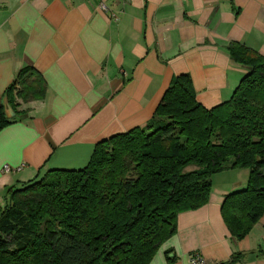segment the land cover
Listing matches in <instances>:
<instances>
[{
	"label": "crops",
	"instance_id": "1",
	"mask_svg": "<svg viewBox=\"0 0 264 264\" xmlns=\"http://www.w3.org/2000/svg\"><path fill=\"white\" fill-rule=\"evenodd\" d=\"M230 43L264 58V0H0V107L25 66L46 86L42 100L18 106L25 114L0 130V211L10 188L83 169L99 142L144 126L180 75L203 107L228 100L246 72ZM239 186L212 183L208 203L177 216L176 233L149 264H190L192 253L206 264L234 253H246L235 264H264V213L239 241L221 216Z\"/></svg>",
	"mask_w": 264,
	"mask_h": 264
},
{
	"label": "trees",
	"instance_id": "2",
	"mask_svg": "<svg viewBox=\"0 0 264 264\" xmlns=\"http://www.w3.org/2000/svg\"><path fill=\"white\" fill-rule=\"evenodd\" d=\"M227 50L246 70L228 100L203 107L180 75L144 126L99 142L83 169L10 188L0 264H149L176 233L177 216L208 203L211 177L236 169L248 170L246 186L227 194L220 212L231 238L244 239L264 213V58L239 43ZM45 91L35 68H21L5 92L15 116L1 106L0 130Z\"/></svg>",
	"mask_w": 264,
	"mask_h": 264
},
{
	"label": "rangeland",
	"instance_id": "3",
	"mask_svg": "<svg viewBox=\"0 0 264 264\" xmlns=\"http://www.w3.org/2000/svg\"><path fill=\"white\" fill-rule=\"evenodd\" d=\"M243 76V75H242ZM248 179V170L247 169H236L233 171H226L222 173H216L211 177L213 187H225L228 190L232 187L236 182H240L238 188L235 190H240L245 188L246 182ZM233 189V188H232Z\"/></svg>",
	"mask_w": 264,
	"mask_h": 264
},
{
	"label": "built area",
	"instance_id": "4",
	"mask_svg": "<svg viewBox=\"0 0 264 264\" xmlns=\"http://www.w3.org/2000/svg\"><path fill=\"white\" fill-rule=\"evenodd\" d=\"M101 8L103 10H106L104 5H101ZM9 167L8 166H4L2 171L4 173L9 172ZM18 170V169H17ZM190 264H206L205 260L198 254V253H192L190 255Z\"/></svg>",
	"mask_w": 264,
	"mask_h": 264
},
{
	"label": "water",
	"instance_id": "5",
	"mask_svg": "<svg viewBox=\"0 0 264 264\" xmlns=\"http://www.w3.org/2000/svg\"><path fill=\"white\" fill-rule=\"evenodd\" d=\"M3 109H4L6 118L11 119L15 116V113L13 112L12 108L8 104V101L5 97H4Z\"/></svg>",
	"mask_w": 264,
	"mask_h": 264
}]
</instances>
